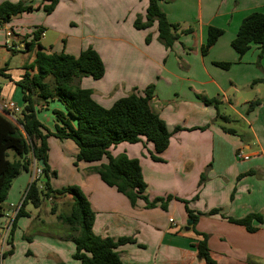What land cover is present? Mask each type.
Returning <instances> with one entry per match:
<instances>
[{
	"label": "crops",
	"instance_id": "1",
	"mask_svg": "<svg viewBox=\"0 0 264 264\" xmlns=\"http://www.w3.org/2000/svg\"><path fill=\"white\" fill-rule=\"evenodd\" d=\"M5 1L42 6V0H0V3ZM173 1L159 0L166 20L178 25L180 30L192 31L181 34L170 49L158 42L156 23L148 29L133 27L138 15L145 20L148 0H59L47 15L60 12L57 16L61 17L65 11L73 13L77 34L72 40L63 42L65 34L58 31L55 24L48 27L43 23H30L28 32L22 27L23 31L18 32L15 26L23 16L36 13L33 12L1 25L0 48L12 54L32 53L34 58L36 48L29 52L25 49L38 30L43 33L38 44L47 52L77 57L82 50L92 47L103 62L104 74L99 80L81 78L79 87L92 91V99L104 108L111 107L132 90L141 93L147 86H154L150 105L172 132L167 148L157 156L160 161L152 160L153 145L145 141L123 142L108 151L112 157L125 154L137 159L146 184L144 195L149 201L170 196L166 209L159 204L146 209L143 200L131 206L125 196L106 186L91 171L107 163L106 158L95 163L78 162L75 167V144L52 136L47 139L48 165L56 173L50 180L51 188L79 187L94 212V235L134 240L117 248L123 264H205L194 247L202 234L207 236L208 249L217 264H264V103L248 110L250 102L264 101V47L251 45L240 59L231 47L242 19L252 12L264 14V0H195V12L192 7L171 8ZM208 27L220 29L222 34L202 55ZM6 29L13 31L11 42L22 45V50L16 52L7 48ZM147 36L150 37L148 43L145 42ZM215 63H230V66L225 70ZM23 73L24 67L19 80ZM258 80L262 82L256 86L254 81ZM197 95L217 100L218 113L227 120L218 118L216 109L204 105ZM6 96L10 100L3 97L0 89V103L16 101L22 108V94L17 86ZM49 102L40 103L37 114L48 111ZM60 107L51 111L62 110ZM52 118L54 126L53 115ZM240 123L248 130L238 133L235 126ZM176 127L181 130L173 132ZM237 151L248 156V160L237 159ZM62 164H67L68 169ZM64 169L68 177L59 187L56 184ZM31 175L29 167L13 180L2 204L0 225L21 202ZM182 201L188 202L187 207L193 213L203 214L198 216L194 226L200 235L191 227L185 230L188 218ZM46 202L50 203L49 208ZM46 202L39 208L31 204L23 208L26 216L17 219L13 253L1 259L0 264L1 261L6 264H78L72 259L74 245L66 239L70 229L56 220L58 214L69 212L72 199L59 196L53 203ZM254 215L258 218L252 217L249 221L254 232L228 220ZM169 219L174 221V226Z\"/></svg>",
	"mask_w": 264,
	"mask_h": 264
},
{
	"label": "trees",
	"instance_id": "2",
	"mask_svg": "<svg viewBox=\"0 0 264 264\" xmlns=\"http://www.w3.org/2000/svg\"><path fill=\"white\" fill-rule=\"evenodd\" d=\"M59 0H42V6L19 1L17 3H0V24L9 22L13 17L42 10L46 15L50 14L57 6ZM156 23L158 31V42L165 48L170 49L181 34L191 33V29L180 30L178 25L170 24L165 14L159 7V0H148L145 20L142 21L138 15L133 22L137 30L148 29ZM39 30L33 33V38L26 43L28 52H34L33 61L24 67V73L15 85L19 88L22 97V110L18 124H14L0 114V218L2 217V204L7 198L8 191L13 180L30 167L31 159L42 160L44 168L41 176L31 182L22 199L7 239V250L1 259L13 253V233L19 217L26 216L23 208L31 204L34 208L48 198L51 202L59 196H69L72 204L68 213L58 214L56 220L66 225L70 231L66 239L74 245L72 259L78 264H123L117 251L119 246L134 243L131 238H101L93 234L94 212L89 202L79 187L75 185L65 186L53 190L50 185L51 178L56 173L50 170L48 165V137L52 136L58 140H71L77 147V154L73 165L78 162L95 163L103 158L107 163L93 167L100 180L108 187L127 198L131 206L137 200H143L146 209L154 208L157 204L166 209V202L171 199L155 198L149 201L144 191L146 184L143 181L141 168L137 159H130L125 154L112 157L109 148L120 143L135 144L145 141L153 145L155 154L152 160L160 161L157 157L168 146L172 135L163 120L152 109L150 102L154 96V86H147L141 93L132 90L126 96L116 100L111 107L104 108L92 99V91L79 87L81 78L90 77L99 80L104 74V65L98 53L87 47L77 57L64 53L47 52L38 44ZM222 30L208 27L206 42L201 48V54L205 55L213 46ZM147 36L145 42L148 43ZM251 45L259 48L264 47V14L252 12L242 19L235 38L231 42L232 49L238 54L239 59L249 50ZM261 54L258 56V62ZM258 64V63H257ZM216 66L227 69L230 63H215ZM6 68L0 69V75L4 74ZM35 70V72H34ZM258 81H254L256 83ZM197 98L207 106H213L217 111V117L223 121L227 118L219 115V103L215 99H207L201 95ZM57 101L62 110H53V130L44 128L37 118V107L39 103ZM264 101L255 100L249 103L248 110ZM42 130L45 133H42ZM181 130L180 127L173 132ZM226 133L233 134L234 131L223 129ZM202 180V179H201ZM184 204L187 218L193 221L191 229L194 230L195 223L201 213H193ZM214 213L217 211H213ZM258 216H246L235 220L228 218L229 222L243 226L248 232H254L255 228L250 226L251 218ZM202 239L194 246L198 257L205 264H217L212 257L208 246L207 236L202 234ZM57 264H65L58 262Z\"/></svg>",
	"mask_w": 264,
	"mask_h": 264
},
{
	"label": "rangeland",
	"instance_id": "3",
	"mask_svg": "<svg viewBox=\"0 0 264 264\" xmlns=\"http://www.w3.org/2000/svg\"><path fill=\"white\" fill-rule=\"evenodd\" d=\"M170 6H171V8L181 9V10H183V9L187 10L188 7H192V11H194V12L197 10L195 0H174L173 3L170 4ZM35 12L39 13V14L34 13V14H28V15L23 16V18H22L23 20L18 22V25L15 26L17 28L18 32H22L23 29L25 30V33L28 32V30L30 28H28L27 24H30V23L31 24H39V23L42 24L43 23L46 26L48 25V27L50 24H55L56 28L59 29L58 31L65 34L63 37V42L65 41V39H67V42H69V39L72 40V36H76L77 31H75V26H74V22H75L76 18H75V15L73 13H71L69 11H65L66 12L65 14H62L61 17H58L57 15L60 12H57V13L52 14V15H46L42 10L41 11H35ZM13 18H15V17H13ZM72 23H73V25H71ZM20 27H22L23 29L20 30ZM25 35H27V34H25ZM30 35H31V33H30ZM49 35L52 38L55 37V35L53 33H50ZM28 36L29 35H27V37ZM32 61H33L32 53L20 52V53L12 54L9 50H7L5 48H0V69L7 67V72H6L7 77L0 76V89L2 90L3 97H5L6 100H10V99H7L8 97L6 95H8L12 89L16 88L15 83L17 81H19V77L22 74V68L25 66H29ZM21 66H22V68H21ZM261 82H262L261 80H258V82H256V86H258L257 84H259ZM244 92H247V91L244 90ZM17 93L19 94V92H17ZM12 100H14V99H12ZM15 100H17V98H15ZM4 102H6V101H4ZM13 102L16 103V101H13ZM60 106H61V104L58 102L50 103L48 111L43 110L37 114L38 119L40 120L41 124L44 126V128L46 130L50 131L53 127V122H52L53 118H52V114H51L52 111L51 110L55 109V108L61 109ZM235 128H236V131L238 133H241L243 130H246V131L248 130V127L243 123H240L239 125L235 126ZM52 153L54 154L53 150H52ZM62 165L64 166L65 169H68L67 164H65V165L62 164ZM65 169L60 172L61 176H60V179L58 180V182L56 184L59 187L61 184H63L64 180L68 177V175H67L68 171H66ZM67 186H71V185H67ZM63 187H65V186H63ZM66 197H69V196H66ZM45 204H46L47 208L50 207V203L46 202ZM1 263L6 264L4 261H1Z\"/></svg>",
	"mask_w": 264,
	"mask_h": 264
},
{
	"label": "built area",
	"instance_id": "4",
	"mask_svg": "<svg viewBox=\"0 0 264 264\" xmlns=\"http://www.w3.org/2000/svg\"><path fill=\"white\" fill-rule=\"evenodd\" d=\"M0 27H1V24H0ZM13 34L14 33L11 29L5 30V37L7 40L6 44H7V48L12 49L17 52V51L22 50L23 46L22 45L19 46L11 42V38L13 37ZM42 36H43V33L39 32V37H42ZM21 110L22 108L18 106L16 103H14L13 101H7V102L0 103V113L5 114L8 120L16 125L18 124V119L20 118ZM235 156L239 160H243V161L248 160V156L243 155L241 151H237ZM30 167L32 170V175L30 179V183H31L34 180H37L41 176V168H39V166L37 165V160L34 158L31 159ZM45 201H51V198H48ZM21 202L13 208L12 215L8 216L7 220H5V222L2 225H0V260H1L3 253L6 251L7 239L9 236L10 229H11L12 220L14 219L19 207L21 206ZM169 223L172 226H174V221L172 219H169Z\"/></svg>",
	"mask_w": 264,
	"mask_h": 264
},
{
	"label": "water",
	"instance_id": "5",
	"mask_svg": "<svg viewBox=\"0 0 264 264\" xmlns=\"http://www.w3.org/2000/svg\"><path fill=\"white\" fill-rule=\"evenodd\" d=\"M37 165L39 166V168L43 169L44 168V163L42 162V160H38L37 161ZM193 224V221L188 219L186 221V227H185V230H188Z\"/></svg>",
	"mask_w": 264,
	"mask_h": 264
}]
</instances>
